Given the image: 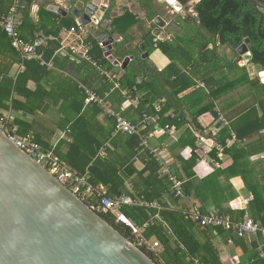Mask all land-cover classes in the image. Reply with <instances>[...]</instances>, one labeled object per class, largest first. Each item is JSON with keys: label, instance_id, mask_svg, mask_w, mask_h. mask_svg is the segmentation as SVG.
Instances as JSON below:
<instances>
[{"label": "trees", "instance_id": "16d2710c", "mask_svg": "<svg viewBox=\"0 0 264 264\" xmlns=\"http://www.w3.org/2000/svg\"><path fill=\"white\" fill-rule=\"evenodd\" d=\"M13 1L0 0V19L10 10ZM177 1L186 6L191 0ZM36 2L37 0H20L22 19L20 32L26 40L35 41L37 33L54 34L58 37L60 30L64 27L71 28L75 25L73 16L62 17L48 10L46 5L40 7L39 19L35 20L32 6ZM139 3L142 10L147 13L146 19L150 23L142 39L149 42V51L156 48L162 50L171 59L172 64L160 70L149 56H143L139 46H132L134 37L128 29L135 25L138 18L136 14L127 10L124 15L113 20L116 28L110 34L118 32L121 35V40L115 44L114 54L117 58L124 59L130 55L135 57L122 73L120 79L122 88L114 89L107 97V101L116 111L121 112L124 117L136 124L142 121L145 113L158 117L161 126L179 128L188 124L189 128L185 134L172 145V148L178 146L180 149L187 144L192 146V155L189 160H185L179 153L175 155L181 163L184 174L178 168L173 169V172L185 180L183 185L185 195L199 199L202 206L198 209L203 212L208 211V205L212 204V208L219 209L234 221H243L247 212L250 218L264 226V183L258 178L254 167H241V160L249 155V151L243 147L238 149L233 145V148L227 150L233 155L235 153L238 155L234 157V163L231 166L217 167L206 177L201 179L197 177L193 168L197 164L195 149L198 137L194 135L192 128L198 129L201 134L204 133L198 122V116L213 108V104L209 102L197 108V114H191L189 118L186 113L185 98L181 96L184 91L197 84V81L185 69L189 66L194 69L207 62L208 64L204 66L205 72L202 74L209 76V73L214 72L213 65L215 67L218 60L224 59L219 55L220 45L229 46L237 53L238 47L246 43L253 56L251 63L260 65L264 69V15L260 33H258L261 16L252 0H200L194 6L196 17L191 15L199 26L191 36L192 42L199 49V55L194 59L191 51L177 41L155 40L154 19L160 15V5L157 0H139ZM114 6L115 0H110L106 18H111ZM262 11L264 13V9ZM185 23H188L187 17L181 24L184 26ZM89 39H92L94 43V48L90 52L92 57L101 65L115 69V66L104 56L103 47L92 36ZM211 44L213 48H209ZM59 47L60 42L58 38H55L49 40L47 45L40 46L38 52L43 54L45 61L55 57L54 60L57 62L58 56H55V53ZM232 60V67H240L234 59ZM20 61V54L12 47L9 36L0 27V118L3 117L2 111L9 108L34 116L32 122L14 119L10 125H18L20 136L29 137L46 148H53L56 157L78 174L83 175L89 172V182L95 187L104 186L107 196L117 198L122 195H131L161 205V209L139 205H124L121 209L137 227L142 228L146 238L159 241L160 251H150L146 247H139L156 264H224L220 250L214 241L218 236H221L225 242L228 238H233L238 244L244 245L246 236L237 238L234 230L225 227H202L204 230L201 231L203 235L200 240L195 232V223L186 218L183 209L169 205L168 200L177 204L182 198L175 196L169 176L161 173L162 166L155 156L148 149L142 154L144 147L140 136L127 133L113 135L114 117L107 114L104 118L105 122L100 121L98 117L103 113V108L99 103L87 105L84 91L76 81L70 78L57 81L50 90H47L44 83L51 79L53 71L43 64L42 60L26 61L25 71L16 77L12 76L13 65ZM176 63L181 64L183 68L175 66ZM88 67L91 68L89 64ZM91 69L96 73L98 81L97 84L89 85L97 91L99 96H105L113 84L100 75L99 71L96 72L94 67ZM192 71L194 72L192 74H195L198 70ZM31 80L37 83L35 91L26 89ZM203 80L211 93L232 82L230 76L226 77V81L223 77L215 80L214 75L210 78V83L208 79ZM242 83L255 84L254 80L250 79H245ZM123 89L128 91L131 98L139 100L136 107L129 105L123 111L121 110L127 101ZM256 91L259 94L263 92L260 95H264V84L257 87ZM18 96L23 97L24 100L19 99ZM158 104H161L160 110L156 109ZM51 107H56L61 113L60 119L54 123L38 114L46 112ZM260 107L263 110L262 115L259 114L257 107L253 106L232 121L231 127L237 138L250 137L264 128V99L260 102ZM148 126L142 130L143 136L150 137L154 125ZM58 129L68 130L67 137L61 139L56 146H52L50 142ZM225 130L227 128L223 131ZM137 158L145 163L141 169L136 166ZM239 166L240 169L243 168L242 176L246 186L253 193V198L249 201L247 209L234 210L225 206L237 196L232 192L233 185L227 174L229 171L234 174ZM98 214L120 234L135 242L132 229L118 221L115 214L102 212ZM146 223L148 226L144 228ZM251 248L254 251L246 264H264V257L257 251L258 241H252Z\"/></svg>", "mask_w": 264, "mask_h": 264}, {"label": "crops", "instance_id": "0c3cea01", "mask_svg": "<svg viewBox=\"0 0 264 264\" xmlns=\"http://www.w3.org/2000/svg\"><path fill=\"white\" fill-rule=\"evenodd\" d=\"M199 1L200 0H197L195 4L198 3ZM157 2L160 5L159 16H162V18L165 19L166 25L165 27L162 28L161 30L162 34L160 37L155 35L154 36L160 40H173L184 45L180 41L181 38L180 34L176 30H173L171 28L172 19L169 20L161 12L163 8L161 7L162 3H165L166 1L157 0ZM52 4H56L63 7L68 5V3L65 0H37V2L32 6V14L35 20L39 19L38 11L41 6L46 5V8L50 10L49 7ZM98 4L100 5L105 4L108 8L110 4V0H98ZM195 4L193 5V7L195 6ZM127 10H130L131 12L136 14L138 18L135 25L131 26L128 29V32L131 33L134 37L132 46H139L140 48V43L146 42L147 45L144 47H148L147 52L151 61L160 70H164L168 68L172 64L171 59L166 54H164L162 50L158 48L149 51L150 50L149 42L142 39V35L146 30H148L150 23L146 19L147 13L142 10L139 0H115V6L112 11L111 18H109L110 19L109 26L112 28H116L115 24L113 23V20H115V18L119 16L124 15ZM191 10H193L194 13L193 16L196 17L197 14L194 11V8H191ZM69 15L73 16L70 12L66 16L63 15L60 16L67 17ZM99 16L100 17L104 16V13L100 12ZM179 16L182 18V20L186 17L185 15L184 16L179 15ZM73 17L75 19V25H76L79 18H76L75 16ZM191 19H194L195 21V18L191 17L190 20ZM56 21L58 20L56 19ZM178 23L181 24L182 21L181 22L178 21ZM187 24H189V27L192 26V23L190 21H188ZM196 24L198 23L196 22ZM71 28L64 27L62 30H60L58 37L54 36V34L45 35V34L37 33L36 39H40L43 41V43L40 46L47 45L49 40L55 38H58L60 42V47L58 51L55 53V56H58L57 62H55L54 60L55 57L50 61H45L43 57L44 60V61L42 60L43 64H46L48 68L53 71V74L51 75V79L47 83H44V86L47 90H50L51 86L57 81L62 80L64 78H70L71 80L76 81L79 87L82 88V90L84 91L86 95L87 105L89 103H97V102H87L86 88L90 89L91 91L96 93L98 97L104 98L105 104L104 105L99 104L103 108V113L99 115L98 119L100 121L105 122L104 118L107 114L112 116L109 111L110 110L116 111L111 105V103L107 101V97H109L112 91L110 90L109 92H106L105 96H99L97 91L93 89L92 86L89 85V84H97L98 81L96 73L94 72V70L92 72L91 68L94 67L96 69V72L99 71L100 75L104 76L106 80L111 84H113L114 82L109 77V74L118 75L119 78L121 79L122 73L126 69H123L121 66L114 65L105 56V53L104 56L115 66V69H111L108 66H103L100 63H98V61L94 59L90 53L94 48V43L92 39H89V37L92 36L99 44L101 42H99V40L93 36V34L88 30L87 27L85 28V31L82 32L81 31L72 32ZM192 34L193 31L185 36H189L191 38ZM115 37L117 40L121 39V35L118 34V32L115 33ZM82 41H84L87 44L90 43L92 44V48L90 49L89 54L87 56L83 55L82 53L76 54L71 49L72 46H77V47L80 46ZM193 46L197 48L195 44H193ZM186 48L190 50L188 47ZM209 48H213V44H211ZM218 51L220 57H224V59L220 58L221 60L218 61L215 59L217 63L215 62L214 63L215 65L216 64L217 65L215 67L213 65L214 72L209 73V76L206 74H202V72H205L204 66L208 64L207 62L203 63L199 67H194V69H192V66H189L187 69H185V71L189 75H191L193 79H195V81H197V84L195 86L189 88L188 90L184 91L181 94V96L184 97L186 101L187 116L190 118L191 114H197L196 109L200 108L203 105L209 104V102L213 104V108L202 112L198 116V122L201 128H203L204 133L201 134V132L200 133L198 132V129L194 130V128H192L194 135L198 137L196 142V149H195V154L197 155V164L194 166L193 170L197 174V177L201 179L212 173L217 167L227 168L231 166L234 163V157L237 156L238 153L237 154L235 153L233 155L227 149L233 148L232 146L235 145L237 146L238 149L243 147L244 149L249 151V155L241 160L242 163L241 167L244 166L254 167V169L257 172L258 178L264 183V128L259 132L254 133L250 137L240 139L237 138L234 130L231 127V123L234 119L242 115L245 111L249 110L253 106L257 107L260 115L263 114V110L260 107V102L262 101V99H264V95H260L263 94V92L259 94L258 91H256V89L257 87H261L262 83L264 84V79L261 76V73L264 72V69H262L260 65L251 63L252 59L250 61L237 62L238 52L235 53L229 46L220 45ZM197 53H199V51ZM227 58H229L230 61L227 60ZM232 59H234L235 62L240 65V67H232L233 65ZM84 61L86 62L85 65H84L85 63ZM20 63L21 61L16 62L13 65L11 70L12 76L14 77L18 76L17 69ZM88 64L91 66V68L88 67ZM175 66H177L178 68H183L181 64L178 63H176ZM192 70H198V71H196L195 74H192L193 72ZM213 75L215 80L217 78L223 77L224 81H226V77L230 76L232 82L226 85V87L224 86L211 93L209 87L205 84L203 79H208L210 83V78ZM245 79L254 80L255 84L250 85V83L248 84L242 83V81ZM232 85L235 86L230 88ZM36 88H37V83L34 80H31L26 87V89L30 91H35ZM18 98L24 100L23 97L18 96ZM133 106L136 107L135 105ZM126 107H124V109ZM124 109L121 108L122 111ZM2 114L9 115L11 117V121H13L14 119H20L27 122H32L34 120V116L30 114L26 115L21 111H16L11 108L7 110H3ZM38 114L44 117V119L50 121L51 123L57 122L61 117V113L56 107H51L46 112H39ZM154 117L155 119H150L148 123L149 126L151 124L154 125V129L152 130L151 135L149 137V148L142 149V154L145 153L146 149H148L150 153H152L151 150H157L160 156L163 158L165 165L169 167L171 171H173V169L178 168L184 174V171L181 167V163L175 158V155L179 153V155H181V157H183L185 160H189L192 155V146L191 144H187L184 148L180 149V147L178 146L172 148V145L180 140V138L185 134L186 130L189 128V125L185 124L179 128L172 126L170 127V130H167V127L161 126L159 122L160 121L159 118L156 116ZM16 126L18 128V125ZM226 128L227 130L223 131ZM67 131L58 129L54 134L50 144L52 146H56L61 139L67 137ZM144 165H145L144 161L143 160L141 161L139 158H137L136 166L138 167V169L143 168ZM160 165L162 166L161 163ZM241 167L240 166L237 167L235 169L234 174H232L230 171L227 174L230 177L231 184L233 185L232 192L237 194V196L231 199L230 203L225 204V206H229L234 210L247 209L249 201L253 198V193L248 189L243 179L242 171H241L243 168L240 169ZM162 169H161V173L164 174ZM168 203L171 207L179 208V209H186L190 206L201 208L202 206V203L200 202L199 199L193 197H187V196H185V198H182L177 204H173L169 200ZM212 207H213L212 204L208 205L207 210L211 209ZM248 217L249 215L246 212L245 218ZM195 225H196L195 232L197 233L200 240H202V235H203L202 232L204 228L200 227L196 223ZM234 233L237 235L236 232ZM239 237L240 236L237 235V238ZM254 240L259 241L263 244L262 250H260L258 246L257 251L260 252L262 257H264V239L261 237L257 239L253 235H246L244 245L238 244L237 241L233 238H228V241L225 242V240H223L221 236H218L214 241L220 250V255L224 264H246L250 255L254 251L251 248L252 241Z\"/></svg>", "mask_w": 264, "mask_h": 264}, {"label": "water", "instance_id": "95a60500", "mask_svg": "<svg viewBox=\"0 0 264 264\" xmlns=\"http://www.w3.org/2000/svg\"><path fill=\"white\" fill-rule=\"evenodd\" d=\"M65 1V7L52 4L49 9L63 16L70 12L79 18L102 42L105 56L114 65L127 69L135 56H115L119 39L110 34L115 28L106 18L107 6L98 4V0ZM173 1L175 6L179 3ZM252 2L261 16L260 33L264 1ZM100 12L104 16L100 17ZM154 22L157 27L153 35L160 37L166 22L162 16ZM146 45L140 43L144 57L148 56ZM237 52V62L252 59L246 43ZM0 264L156 263L18 148L0 128Z\"/></svg>", "mask_w": 264, "mask_h": 264}, {"label": "built area", "instance_id": "2783aa9c", "mask_svg": "<svg viewBox=\"0 0 264 264\" xmlns=\"http://www.w3.org/2000/svg\"><path fill=\"white\" fill-rule=\"evenodd\" d=\"M22 19L20 15V0H14L10 10L3 14L0 19V27L4 29L11 40L12 47L20 54L21 63L18 65L17 74L25 70L26 61L39 59L43 60V54L38 52V47L43 43L42 40L36 39L35 41H28L22 37L20 33V25ZM87 26L80 20L76 25L71 28L72 32L85 31ZM103 46L102 42L100 43ZM92 44H87L84 41L80 46H72L71 49L76 54H83L87 56L89 54ZM44 61V60H43ZM109 77L113 80V88L121 89V81L118 75L109 74ZM87 102H97L104 105V98L98 97L96 93L86 88ZM124 95L127 96V101L123 105L122 109L128 105L139 104V100L131 98L128 91L123 90ZM157 110L161 109V104L157 105ZM110 114L115 119V131L117 133H127L130 135H138L142 138V146L149 148V136H143L142 130L148 125L150 119H155L148 114H144V119L138 124L125 118L120 112L110 110ZM11 117L9 115H3L0 118V128L8 136V138L22 151H24L35 162L45 168L51 173L58 181L63 183L76 197L87 204L96 213H113L118 221L126 224L132 229L134 235V241H130L136 247H146L150 251H160L161 245L157 240H150L146 238L142 233V228L137 227L134 222L129 219L122 211L124 205H139L161 209V206L157 203H150L140 198L132 197L131 195H122L117 198L107 196L106 188L104 186L95 187L89 182V172L85 174H78L72 170L67 164H63L58 157L54 154L53 148H46L37 141L29 138L22 137L18 133L17 126H11ZM167 130H170L167 127ZM155 158L162 164L163 173L169 176L172 183V190L176 197L185 198L184 182L185 180L179 177L175 172L171 171L169 167L165 165L163 158L160 156L157 150H151ZM183 213L186 218L200 225L201 227L216 226L225 227L234 230L238 236L244 237L246 235H253L257 239L259 237L264 239V226H261L255 222L252 218H245L243 221H234L230 216L222 213L217 208H211L206 212L199 210L196 207L190 206L183 209ZM158 217V215H156ZM148 226V223L144 225V228ZM259 249L262 250L263 244L258 241ZM140 249V248H139Z\"/></svg>", "mask_w": 264, "mask_h": 264}, {"label": "rangeland", "instance_id": "374dc122", "mask_svg": "<svg viewBox=\"0 0 264 264\" xmlns=\"http://www.w3.org/2000/svg\"><path fill=\"white\" fill-rule=\"evenodd\" d=\"M164 1H166V2L162 3V6H161V7H163L161 10L162 14L165 17H167L169 20L172 19L171 28L173 30H176L180 34V37H181L180 41L186 47H188L190 49V51L192 52L191 55L195 59L197 57V55L199 54V53H197L199 51V49H197L193 46L194 43L192 42V40L189 36H185V35L191 33L192 31L193 32L197 31V29L199 28V26H197V24H196V20L195 21H194V19L190 20L191 15H194L193 10H190L189 8H184V9L180 10L181 12L184 11L183 14H186L185 16L187 17L188 21H190L192 23V26H190V27H189V24L185 23L184 24L185 27H184L183 24L181 25L178 23V21L181 22L183 20L178 15V13L175 12L176 11V9L174 7L175 2L173 0H164ZM190 4L193 5L195 3L192 0L189 2V6H191ZM191 8H194V7L191 6ZM174 12H175V14H174ZM174 19H176V20H174Z\"/></svg>", "mask_w": 264, "mask_h": 264}, {"label": "flooded vegetation", "instance_id": "af4514ba", "mask_svg": "<svg viewBox=\"0 0 264 264\" xmlns=\"http://www.w3.org/2000/svg\"><path fill=\"white\" fill-rule=\"evenodd\" d=\"M192 1V0H191ZM193 2L195 3V2H197V0H193ZM191 5V4H190ZM194 5V4H193ZM193 5H191V6H193ZM191 6H189V4L188 5H186V6H183V5H181V9L180 10H182V9H184V8H189L190 10H191ZM174 7H175V9H176V11L175 12H177L178 13V15H186V14H183V12H181L180 10H178V8L174 5ZM175 12H174V14H175ZM165 20V19H164ZM166 22V21H165ZM172 23V22H171ZM166 25V24H165ZM165 25H164V27H165ZM158 38H155V40H157ZM143 53V52H142Z\"/></svg>", "mask_w": 264, "mask_h": 264}, {"label": "bare ground", "instance_id": "6f19581e", "mask_svg": "<svg viewBox=\"0 0 264 264\" xmlns=\"http://www.w3.org/2000/svg\"><path fill=\"white\" fill-rule=\"evenodd\" d=\"M176 7L178 8V10L181 9V5L179 3L176 4ZM261 76L263 77L264 79V72L261 73Z\"/></svg>", "mask_w": 264, "mask_h": 264}]
</instances>
